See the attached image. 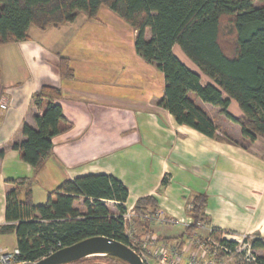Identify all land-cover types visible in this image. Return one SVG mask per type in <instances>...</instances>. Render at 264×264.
Listing matches in <instances>:
<instances>
[{"label": "crops", "instance_id": "1", "mask_svg": "<svg viewBox=\"0 0 264 264\" xmlns=\"http://www.w3.org/2000/svg\"><path fill=\"white\" fill-rule=\"evenodd\" d=\"M28 33L25 40L0 43V97L8 99L7 107L0 109V225L6 223L5 194L12 179L28 177L49 191L77 176L108 174L128 190L125 209L152 195L164 215L185 220L191 197L204 193L208 226L234 237L259 234L264 240V138L245 148L177 123L158 104L163 72L137 54L135 29L107 7L96 19L79 12L72 22L44 30L30 26ZM181 52L173 46V53L190 67ZM59 56L69 58L72 78L59 75ZM43 84L60 88L57 102L72 124L53 136L52 153L35 174L12 143L25 138L23 123L35 126L33 116L42 113L32 105V96ZM197 102L219 134L240 139V126L220 107ZM227 111L234 117L243 114L233 99ZM135 222L136 236L148 254L160 244L181 243L177 237L185 235L180 222H150L148 227ZM207 232L198 230L200 235ZM12 235L0 234V248L16 247V237L10 247L1 242Z\"/></svg>", "mask_w": 264, "mask_h": 264}, {"label": "trees", "instance_id": "2", "mask_svg": "<svg viewBox=\"0 0 264 264\" xmlns=\"http://www.w3.org/2000/svg\"><path fill=\"white\" fill-rule=\"evenodd\" d=\"M102 7L111 9L135 29V51L163 72L164 91L158 104L177 123L245 148L257 137L264 138V0H0V43L29 38L30 26L44 30L72 22L79 12L96 19ZM174 45L200 72L173 53ZM57 70L62 78L74 76L68 57L59 56ZM200 74L209 82L201 83ZM60 97L58 86H40L32 96V105L42 113L33 116L35 126L23 123L25 138L12 143L35 174L52 153L53 136L72 124L57 102ZM231 99L241 109L240 117L227 111ZM197 100L220 107L227 118L240 126V139L219 134L217 124ZM165 181L163 178V184ZM9 182L5 194L6 223L0 225V234L14 233L22 262L36 261L96 235L128 245L121 215L126 210L128 190L114 176L86 174L64 180L48 191L45 202L38 204L33 201L31 178L18 177ZM80 199L84 211L75 205ZM108 201L113 202L114 208L109 207ZM205 204L204 193L191 197L187 213L193 222L185 227V233L197 230L198 221L209 224ZM133 208L136 221L148 227L150 222L142 220V215L158 209L156 198L140 197ZM220 232L221 229L212 228L215 237ZM136 237L140 245L142 240ZM184 238L183 234L177 237L181 243ZM226 243L231 247L235 244ZM252 247L261 249L262 254L249 264H264V240L259 234L254 235ZM99 257L118 260L107 255L80 260Z\"/></svg>", "mask_w": 264, "mask_h": 264}, {"label": "built area", "instance_id": "3", "mask_svg": "<svg viewBox=\"0 0 264 264\" xmlns=\"http://www.w3.org/2000/svg\"><path fill=\"white\" fill-rule=\"evenodd\" d=\"M8 99L5 95L0 97V109H5ZM124 233L128 238V246L138 253L144 264H249L256 260L255 249L252 247L253 235H241L234 237L230 232L221 230L218 237L212 233V227L204 221L197 222V230L192 233H185L184 241L179 244L163 243L145 253L144 245H139V239L133 232L131 219L136 221L137 214L133 207L126 209L122 214ZM142 220L160 224L173 225L181 223L184 227L189 226L193 219L188 217L185 220H177L164 215L156 209L142 215ZM199 229H208L204 235L198 233ZM234 241L233 247L226 242ZM20 251L17 247L12 249L0 248V264H15L19 260ZM236 262V263H235Z\"/></svg>", "mask_w": 264, "mask_h": 264}, {"label": "water", "instance_id": "4", "mask_svg": "<svg viewBox=\"0 0 264 264\" xmlns=\"http://www.w3.org/2000/svg\"><path fill=\"white\" fill-rule=\"evenodd\" d=\"M93 255H107L127 264H144L140 256L128 245L102 235L82 239L36 261L15 264H67Z\"/></svg>", "mask_w": 264, "mask_h": 264}, {"label": "rangeland", "instance_id": "5", "mask_svg": "<svg viewBox=\"0 0 264 264\" xmlns=\"http://www.w3.org/2000/svg\"><path fill=\"white\" fill-rule=\"evenodd\" d=\"M147 35H148V32H147ZM182 55H183V57H185V61H187V64L190 65L191 68H193L196 71H199L197 69V67L187 58V56L185 54L182 53ZM208 81H209V79L207 77H204L203 75H201V83L204 84V83H207ZM219 113H221V112H219ZM32 189L34 192V198H33L34 203L38 204L41 202H45L48 188L44 187V185H42V183H37V184L32 185ZM49 189H51V187H49ZM75 205L80 209V211H84L86 209L85 206L82 204V199L76 201ZM108 205H109V207H111L110 203H108ZM130 224L133 228L134 234H136L137 230H138V227H137L138 224L135 222L134 218L131 219ZM2 239H3V241H1V242H3L2 244H4V242H5L8 247L12 246L15 242V236H13V235L11 237L7 236L6 238H2ZM173 243H175V242H172V244ZM254 254L259 255L260 253L258 254V251L255 250ZM72 264H124V263L121 261H118V260L108 258V257H99L96 259L85 258L83 260H80V261H78L76 263H72ZM226 264H228V263H226Z\"/></svg>", "mask_w": 264, "mask_h": 264}, {"label": "flooded vegetation", "instance_id": "6", "mask_svg": "<svg viewBox=\"0 0 264 264\" xmlns=\"http://www.w3.org/2000/svg\"><path fill=\"white\" fill-rule=\"evenodd\" d=\"M79 260H76V261H73V262H70V263H67V264H72V263H76L78 262Z\"/></svg>", "mask_w": 264, "mask_h": 264}, {"label": "bare ground", "instance_id": "7", "mask_svg": "<svg viewBox=\"0 0 264 264\" xmlns=\"http://www.w3.org/2000/svg\"><path fill=\"white\" fill-rule=\"evenodd\" d=\"M127 245V244H126ZM137 253V252H136ZM138 254V253H137Z\"/></svg>", "mask_w": 264, "mask_h": 264}]
</instances>
